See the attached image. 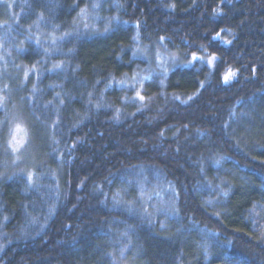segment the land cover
Returning a JSON list of instances; mask_svg holds the SVG:
<instances>
[{
	"label": "trees",
	"instance_id": "16d2710c",
	"mask_svg": "<svg viewBox=\"0 0 264 264\" xmlns=\"http://www.w3.org/2000/svg\"><path fill=\"white\" fill-rule=\"evenodd\" d=\"M160 41L213 69L139 79ZM0 99L42 147L0 177V264H264V0L0 4Z\"/></svg>",
	"mask_w": 264,
	"mask_h": 264
},
{
	"label": "rangeland",
	"instance_id": "374dc122",
	"mask_svg": "<svg viewBox=\"0 0 264 264\" xmlns=\"http://www.w3.org/2000/svg\"><path fill=\"white\" fill-rule=\"evenodd\" d=\"M14 1L15 0H0V4H3L4 7L10 10ZM96 9L97 5L93 4L88 8V10H83L78 14L77 25L78 28L82 30H80L82 34L86 33L88 34V36H96L104 33L107 30V22H102L101 24L105 26L100 27V19L97 18L98 14ZM114 22V20L110 21V23ZM217 39L218 37L216 38V40ZM197 57H200L201 59L192 61V56L182 57L178 53L166 49L162 41L157 44L143 46L139 45V43L137 42L132 53L133 60L140 61L144 64V68L139 71L141 72L139 79H141L142 76L146 79H150L154 76L164 79L171 71L175 69H190L194 65L204 66L210 70L213 69L216 59L211 65H209L207 61L212 56ZM233 79L234 76L230 77L228 83H225L223 80L222 83L227 85L232 82ZM137 81L138 78L136 77L130 79L127 78L122 82L121 86L127 89H131L135 86V83ZM4 102V100L0 99V109H3L1 117L2 115L6 116L5 119H3V121H1L0 123L2 125H0V127L2 128V132L0 135V149L5 155L4 157H6L5 160L7 161L5 163V168H1L3 170H1L0 177L3 178L10 175L13 176L15 174L16 176L25 178L27 184L32 189L38 182V176L36 175L35 170L37 167H39L38 160H35L34 157L39 155L42 147L41 145L38 148L34 146L35 144L33 140L32 148L27 149L29 147V138L26 126L21 120L17 110H7ZM17 124L21 125L22 129L19 133H17L15 130ZM13 135H15L17 140L20 141V143H13V147L19 149L15 152H13L12 149L8 146L9 141L11 140ZM28 173H31L33 176V180L31 183L27 179ZM45 178L50 180L54 179L51 176H47ZM57 188L58 185L55 184L51 192L54 193Z\"/></svg>",
	"mask_w": 264,
	"mask_h": 264
},
{
	"label": "snow or ice",
	"instance_id": "6c2138e0",
	"mask_svg": "<svg viewBox=\"0 0 264 264\" xmlns=\"http://www.w3.org/2000/svg\"><path fill=\"white\" fill-rule=\"evenodd\" d=\"M172 7L174 8L175 6L173 5ZM82 11H83V10H82ZM217 36H219V33H217ZM214 39H215V37H214ZM161 40H163V37H161ZM229 43H230V41H229ZM198 59H201V58H200V57H197L196 54L193 53V54H192V61H196V60H198ZM215 59H216V57H215V56H212V57H210V58L208 59L207 63H208L209 65H211ZM254 71H255V69H253V72H254ZM235 75H236L235 72L229 70V72H228L226 75L223 76V81H224L225 83H228L229 80H230V77H233V76H235ZM136 96H137V97L139 98V100H141V101H143V100L145 99V97L142 96L139 92L136 93ZM177 99H178V98H177ZM189 99H192V97H189ZM15 130H16L17 133H19V132L22 130V129H21V125L17 124ZM14 142H15V143H20V141L17 140V138H16L15 135L12 136V138H11V140L9 141V144H8L9 148H11L13 152L19 150L18 148L13 147V143H14ZM27 179H28V181H29L30 183L32 182V180H33V176H32L31 173H28V175H27Z\"/></svg>",
	"mask_w": 264,
	"mask_h": 264
}]
</instances>
